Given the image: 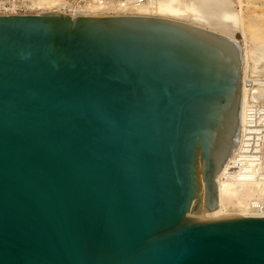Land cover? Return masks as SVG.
Segmentation results:
<instances>
[{
  "label": "water",
  "instance_id": "water-1",
  "mask_svg": "<svg viewBox=\"0 0 264 264\" xmlns=\"http://www.w3.org/2000/svg\"><path fill=\"white\" fill-rule=\"evenodd\" d=\"M240 40L186 20L0 15V264H264L218 203Z\"/></svg>",
  "mask_w": 264,
  "mask_h": 264
},
{
  "label": "bare ground",
  "instance_id": "bare-ground-1",
  "mask_svg": "<svg viewBox=\"0 0 264 264\" xmlns=\"http://www.w3.org/2000/svg\"><path fill=\"white\" fill-rule=\"evenodd\" d=\"M237 1L239 3H236ZM247 1H251L248 4H253L255 6L260 7L261 12L257 13L255 15V17L258 18L257 19V23L259 24V22H258L259 19H260V22L264 21V8H262V7H264V3H259L260 0H247ZM37 2H38V4L35 7L38 8L40 6L39 9H41V8L45 9V7L49 8L48 6L51 7L52 4L57 2V1L56 0H43V1L38 0ZM58 2H57V4H58ZM242 2H243L242 0H150L149 2H146L145 5L141 4L140 6H136L135 8L131 9L132 10L131 14H134V12L145 13L143 15H150V14L154 13V14H157V15H159L161 17H167V18H172V17H176L177 18V17H179L178 19H180V20H182L180 17H183V19L189 17V20H191V21L193 20L194 23H197L199 25L200 24L201 25L202 24L205 25L204 20H203L204 17L205 18L208 17L207 20L211 21V19L209 20V18H214L213 15L216 14V17H215L216 19L214 18L215 23L218 24V25L219 24L222 25L223 23H225V25H226V24H229V23H226L229 18H230L229 20L233 19V21H231V23L234 22L235 21L234 19H236L237 17H239L237 19L240 20V16H238L239 12H238L237 16H236V12L238 10L239 11L241 10L240 7L242 6ZM35 4H36V1H35ZM55 4H54V6H55ZM93 4L95 5V3H93ZM93 4L91 3L90 6L91 5L93 6ZM93 7L98 9L97 6H93ZM58 8H59V6H58ZM95 8H93V9H95ZM102 8H104V7H102ZM209 8H211V10L213 9V11L214 10L216 11L214 14H213V12L210 13V14H213L212 15L213 17L209 16L210 14L208 13V11H207L208 16L206 15L207 17L204 16L205 14L203 15V13H206L205 10L209 9ZM100 10H102V12H104L103 9L100 8ZM95 11H93V12H95ZM99 11H97V12H99ZM115 12H117L119 14L118 10H115ZM140 13H138V14H140ZM221 13H222V16H224L223 18H225V20H227L226 22L224 20H222V21L220 20L219 21V19L222 18V17H218L217 18L218 15L221 16ZM240 13H241V11H240ZM186 15H188V16H186ZM233 16L234 17L236 16V18H233ZM255 17H254V20L256 19ZM208 21H206V22H208ZM255 21H253V22L251 21V22L254 23ZM235 23L236 22H234L233 25ZM257 23H255V24H257ZM210 24L213 27L214 23L212 24V21H211V23H209V25ZM218 25H216V26L218 27ZM250 25L253 26L252 24H250ZM230 26L231 25L229 24L228 27H230ZM251 26H248V27H251ZM239 27H240V25H239ZM256 27H258V26H256ZM233 28H234V26H233ZM243 28H242V30H243ZM253 28H255V27H253ZM260 28H264V26H262ZM211 29L217 30L218 32H222L224 34H228L229 36L234 38V36L229 34L230 32L226 33V32H223L221 30H218L216 28H211ZM255 29H253V30H255ZM244 31H245V28H244ZM247 33H246V35H247ZM259 33H261V34H259ZM259 33L256 32V34H259L258 35L259 37L264 36V31L261 30V32L259 31ZM242 34H244V33H242ZM246 35L244 34L243 35L244 36L243 40L242 41L240 40V42L242 44V48H243V67H242V72H243V76H242V92H243V96H242V103H241V116L242 117H243V113H244V109H245L244 107L246 106V104H248L247 101L248 102L249 101H251V102L257 101L259 103V100L262 99V95H264V88H262V87H264V78H254V80L258 83L257 87H259V88H255L256 87L255 84H254L255 85L254 89L251 90V88H250V90H251V91L249 90L250 92H248V89L245 88L246 75H247L248 71H250V70H248V68H249L248 65H247L248 64V61H247L248 59L246 57L247 56V54H246L247 52L246 51H248L249 49L246 50V48H247V45L249 47L250 42L252 44V39H250L251 41L247 40L246 38L248 37V35H247V37H246ZM248 41H250V42L248 43ZM252 50H254V49H251V51H249V52H252ZM253 52H255V50ZM253 52L250 53V54H252L251 56H253ZM248 55H249V53H248ZM257 55L259 56V54H257ZM254 58H255V56H254ZM255 59H257V58H255ZM259 59H258V63H259ZM249 61H250V67H251L252 66L251 65V61L252 60H249ZM254 61H256V60H254ZM254 61H253V63H255V65H256L257 63L254 62ZM257 66L260 67V65H257ZM257 68L255 67V69H257ZM260 68H262V67H260ZM259 70H262V69H259ZM251 71H250V73H248V75H252L251 73L254 74L255 72H256V75H257L258 69H257V71L256 70H254V71L251 70ZM260 72H259V74H260ZM262 72H264V71H262ZM262 74H264V73H262ZM256 75H254V76L256 77ZM260 76L258 75V77H260ZM262 102H264V99H262ZM232 156H233V152L230 153V155L228 156V159H230ZM228 159H227V161H228ZM226 164H227V162H225L223 165L225 166ZM224 166L221 168L220 172L216 175L217 192H218V203H217L216 207L213 208V209H209V210H203V207H202L201 210L199 211V214H192V217L214 218V217H237V216H256V217L257 216H264V214H259V213L257 214L255 212H250L248 210V208H247L248 207V203H249L248 201H249L250 198L255 197V196H264V184H262L260 182L235 183V182H232V181L223 180L221 178V173L223 171ZM235 208L237 209L235 211L236 213L233 212L234 211L233 209H235ZM232 214H235V215H232Z\"/></svg>",
  "mask_w": 264,
  "mask_h": 264
},
{
  "label": "built area",
  "instance_id": "built-area-1",
  "mask_svg": "<svg viewBox=\"0 0 264 264\" xmlns=\"http://www.w3.org/2000/svg\"><path fill=\"white\" fill-rule=\"evenodd\" d=\"M36 0H0V15L24 14L34 11ZM67 0H60L62 6ZM148 0H80L84 3H95L106 7L105 14H130L135 6ZM134 6V7H133ZM37 8V7H36ZM255 84L252 78H246L245 88ZM241 116L240 137L233 156L228 159L221 173L223 180L235 183L260 182L264 184V103H248ZM248 210L264 214V196H255L248 201Z\"/></svg>",
  "mask_w": 264,
  "mask_h": 264
},
{
  "label": "rangeland",
  "instance_id": "rangeland-1",
  "mask_svg": "<svg viewBox=\"0 0 264 264\" xmlns=\"http://www.w3.org/2000/svg\"><path fill=\"white\" fill-rule=\"evenodd\" d=\"M38 0H36V4H35V2H34V7L35 6H37V4H38V2H37ZM41 1H43V0H41ZM57 2L58 1H60V0H56ZM80 0H67L65 3H64V5H63V7H64V9L62 8V6H60V5H58L57 4V2H55V3H53L52 4V6L50 7V6H48L49 8H46L45 7V9L44 8H41V9H39L40 8V6L38 7V8H36L35 7V9H34V11L33 12H31V13H41V12H44V10L45 11H48V10H59V11H63V12H66V13H68V14H71V15H76V14H92V15H105V10L104 9H106L105 7L104 8H102V6L100 7L99 5H94L92 2V4H93V6H97L98 7V9L97 8H95V7H93L92 5L90 6V4L91 3H89L88 5L86 4V3H84V2H79ZM150 0H148V1H146V2H149ZM243 2H242V6L240 7L241 8V13H240V11L238 10L237 12H236V16H237V14H238V12H239V14H238V16H240V20L239 19H237V18H239V17H237L236 18V16L234 17L233 16V18H236V19H234L235 21L234 22H236L234 25H233V23L234 22H232L231 23V21H233V19H231V20H229L228 19V21L227 20H225V18H223L224 16H222V13H221V16L220 15H218L217 16V18L218 17H222V18H220L219 19V21L221 20H224L226 23H229L231 26L230 27H228L229 26V24H226L225 25V23H221L222 25H218V24H216L215 23V21H214V18L216 17V14L215 15H213L216 11L214 10L213 11V9L211 10V8H209V9H206L205 10V12L206 13H203V15L204 16H208V13L210 14V13H212L213 12V14H210L209 16L211 17L212 15L214 16V18H209V20L211 19V21H212V24L214 23V25H213V27H212V25L210 26L209 25V23H211V21H208L207 20V18H203V20H204V23H205V25L204 24H200L201 26H207V27H209V28H216V29H218V30H221V31H223V32H226V33H229V34H231L232 36H234L235 38H237L238 40H243V35L245 34L246 35V33H247V35H248V37H247V35H246V39L247 40H250V39H252V44H251V40L250 41H248V43L250 42V45H249V47H248V45H247V48H246V50H248V51H246L247 53V61H248V67L250 68H248V70H256L257 71V69H258V71H257V75H256V72L253 74V73H251L252 75H248V73H250V71H248V73H247V75H246V78H252L253 80H254V78H264V74H262V73H264V72H262V71H264V36H262V37H259L258 35L259 34H261V33H259V31L261 32V30L262 31H264V28H260V27H262V26H264V21H261L260 22V19H259V24L257 23V19L258 18H256L255 17V15L257 14V13H260L261 12V10H260V7H258V6H255V5H253V4H248L249 2H251V1H247V0H242ZM146 2H144L142 5H145L146 4ZM246 2V3H245ZM59 3V2H58ZM236 3H239L238 1L236 2ZM253 3V2H252ZM259 3H264V0H260V2ZM54 4H55V6H54ZM86 4V5H85ZM58 6H59V8H58ZM89 7V8H88ZM91 7V8H90ZM101 9H103V11L104 12H102V10H100V8ZM136 7V6H135ZM134 7V8H135ZM93 8H95V9H93ZM239 8V9H240ZM243 8V9H242ZM262 8H264V7H262ZM96 10V11H95ZM100 10V11H99ZM211 10V11H210ZM93 11H95V12H93ZM97 11H99V12H97ZM207 11H208V13H207ZM113 12H115V11H113ZM133 13V12H132ZM138 13H140V12H134V14H138ZM115 14H118L117 12H115ZM130 14H131V12H130ZM143 14H145V13H140V15H143ZM241 14V15H240ZM150 15H154V16H159V15H157V14H150ZM186 16H188V15H186ZM212 16V17H213ZM256 18L255 20H254V17ZM173 19H178L179 17H172ZM182 20H186V21H189V22H191V23H194L193 22V20L191 21V20H189V17H187V18H184L183 19V17H180ZM216 19V18H215ZM253 19V20H252ZM208 21V22H206V21ZM218 20V19H217ZM253 22V21H255L254 23H252L251 21ZM214 21V22H213ZM223 21V22H224ZM241 22V23H240ZM250 22V23H249ZM207 23V24H206ZM255 23H257V24H255ZM262 23V24H261ZM194 24H197V23H194ZM250 24H252L253 26H251ZM197 25H199V24H197ZM216 25H218V27L216 26ZM239 25H240V27H239ZM233 26H234V28H233ZM237 26V27H236ZM248 26H251V27H248ZM256 26H258V27H256ZM232 27V28H231ZM245 28V31H244V28ZM248 27V28H247ZM253 27H255V28H253ZM242 28H243V30H242ZM241 29V30H240ZM248 31H247V30ZM253 29H255V30H253ZM261 29V30H260ZM259 30V31H258ZM244 31V32H243ZM246 32V33H245ZM256 32H258L259 34H256ZM242 33H244V34H242ZM250 36V37H249ZM251 49H254L255 50V52H253L254 50H252V52H253V56H251L252 54H250V53H252V52H249V51H251ZM248 53H249V55H248ZM257 54H259V56L256 55ZM251 56V57H250ZM254 56H255V58H257V59H255L254 58ZM253 58V59H252ZM260 58V59H259ZM258 59H259V63H258ZM249 60H252L251 61V67H250V61ZM254 60H256V61H254ZM253 61L254 62H256L257 64L255 65V63H253ZM262 63V64H261ZM257 65H260V67H262V68H260L259 66H257ZM262 65V66H261ZM254 66V67H253ZM255 67L257 68V69H255ZM253 68V69H252ZM259 69H262V70H259ZM262 73H261V72ZM252 72V71H251ZM259 72H260V74H259ZM262 74V75H261ZM254 75H256V77L254 76ZM258 75L260 76V77H258ZM255 81V80H254ZM255 85H256V87L255 88H259V87H257V85H258V83L255 81ZM255 85H253L252 87H250L251 88V90L252 89H254V86ZM250 88H247L248 89V92H250L251 90H250ZM261 88V87H260ZM262 88H264V87H262ZM250 90V91H249ZM262 99H264V95H262ZM262 99H260L259 100V103L257 102V101H253V102H251V101H247V103H253V104H260V103H264V102H262ZM261 101V102H260ZM234 210V211H233ZM232 211L234 212V213H236L235 211L237 210L236 208L235 209H233ZM231 215V214H230ZM232 215H235V214H232Z\"/></svg>",
  "mask_w": 264,
  "mask_h": 264
}]
</instances>
